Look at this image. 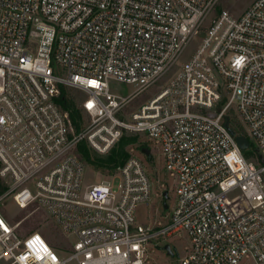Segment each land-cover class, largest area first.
<instances>
[{
  "label": "built area",
  "instance_id": "built-area-1",
  "mask_svg": "<svg viewBox=\"0 0 264 264\" xmlns=\"http://www.w3.org/2000/svg\"><path fill=\"white\" fill-rule=\"evenodd\" d=\"M217 2L0 0V206L10 196L45 210L70 246L61 255L0 210V264H148V245L181 232L190 247L179 264H264V162L247 160L225 127L240 120L264 158V0L239 17L223 11L167 87L127 113ZM111 81L135 91L117 95ZM65 89L83 96L79 132L58 103ZM125 135L160 149L176 181L164 222L137 223L152 197L138 146L111 179L85 185L77 145L104 155Z\"/></svg>",
  "mask_w": 264,
  "mask_h": 264
},
{
  "label": "rangeland",
  "instance_id": "rangeland-1",
  "mask_svg": "<svg viewBox=\"0 0 264 264\" xmlns=\"http://www.w3.org/2000/svg\"><path fill=\"white\" fill-rule=\"evenodd\" d=\"M255 0H218L215 4L210 16L205 20L203 26L200 28L199 33L190 41L185 51L179 57L177 64L165 75H163L155 84L150 86L144 93L137 96L127 107V113L133 112L144 104L147 100L154 97L159 91L167 87L170 80L178 72L181 63L187 61L194 51L199 46L202 36L215 21L223 11H229L234 17L241 16L245 10L254 2ZM111 90L117 95H132L135 91L134 87L129 84L120 83L117 81H111ZM69 95L74 98L73 104L76 109L80 108V103L83 100V96L77 94L75 91H68ZM71 113V112H69ZM81 130H83L87 124V117L81 113ZM232 127L236 129L239 134L245 135V127L238 119H233ZM74 128L75 124L72 119ZM79 130V131H81ZM76 132H79L75 129ZM132 137V136H127ZM145 143L144 137H139L137 140V145ZM87 149L89 150L93 158H105L112 150H115L119 147V143L108 153V154H99L93 150L86 142ZM255 146L251 142V147ZM130 146H127L125 150L128 152V157L130 155ZM159 149V147H158ZM75 153H78V148H75ZM152 160L148 161L147 157L143 155L140 151L138 157L143 162L145 169L150 177L152 184V197L149 201L141 203L136 209V220L138 224L149 225L155 224L158 221H166L167 215L172 211L175 199H176V181L172 179L164 166V159L162 153L156 150L154 147L152 149ZM258 155V154H257ZM247 160L257 163V156L251 151L244 154ZM127 157V159H128ZM117 173V169L106 171L100 167L91 166L86 163V172H85V185H92L99 183L106 179H111ZM120 183L119 179H116L114 185L118 187ZM6 185L5 182L0 178L1 193L4 191L3 188ZM168 192V198H163V193ZM165 204H167L168 209H166ZM1 212L8 218V220L14 224L18 221H21L20 233L29 234L31 232H39L44 235L49 241L50 245L55 248L61 255H65L69 251L68 241L61 235L57 230L52 220L46 214L45 210L39 209L37 207H29V209L20 210L16 207L13 200L8 196L4 205L0 206ZM166 216V217H164ZM166 246L176 248L177 254L174 256L168 254L164 249ZM190 247V241L185 232H181L177 235H174L169 238H163L154 243L148 245V264H179V259L184 257L187 253L188 248ZM242 264H255L251 259H245Z\"/></svg>",
  "mask_w": 264,
  "mask_h": 264
},
{
  "label": "trees",
  "instance_id": "trees-1",
  "mask_svg": "<svg viewBox=\"0 0 264 264\" xmlns=\"http://www.w3.org/2000/svg\"><path fill=\"white\" fill-rule=\"evenodd\" d=\"M68 91H71V90H67V89L63 90L62 96L58 100V103L60 104V106L63 110H67V111L71 112L70 115H71V118L73 119L76 130L79 131V130H81V125H80L81 124V118H82L81 117V110H80V108L76 109L74 107V104H73L74 98L69 95ZM127 136H132V137H127ZM138 139H139V136H136V135H125L121 139V141L119 142V144H120L119 147H117L115 150H112L110 155H108L107 157L102 158V159L101 158H93V156H91L89 150L87 149V145L85 144V142H80L77 145L78 153L76 155L80 158V160H82V162L85 165L87 163L91 166H95L97 168L100 167L102 169H105L106 171L115 170L119 166L123 165L125 163V161L127 160L128 152H127V150H125V148L127 146H130V149L132 147H137L135 145H137ZM137 148L141 151L142 149L149 148V147H148V145L143 143V144H139ZM249 151H251L253 154H255L257 156V162H258L259 161V151L257 150V147L253 146L252 148L243 151V153L245 154L246 152H249ZM3 186H4V184H3ZM1 187H0V191L2 189ZM3 188L7 189V185H5ZM46 240H47V238H46Z\"/></svg>",
  "mask_w": 264,
  "mask_h": 264
},
{
  "label": "water",
  "instance_id": "water-1",
  "mask_svg": "<svg viewBox=\"0 0 264 264\" xmlns=\"http://www.w3.org/2000/svg\"><path fill=\"white\" fill-rule=\"evenodd\" d=\"M225 127L229 130V132L231 133V135L235 137L236 142H237V144H238V146L240 147L241 150L245 151V150L250 149L251 142L249 141V139L246 136H244L243 134L242 135L239 134L231 126V124H230V117L229 116H226V118H225ZM141 153L147 157V160L148 161H151L152 160V154H151V151H150L149 148L142 149L141 150ZM259 160H260L261 163L264 162V158H263L262 155L259 156ZM163 198L164 199H167L168 198V192L167 191H165L163 193ZM165 207L167 208V205L166 204H165ZM164 249L168 252V254H170L172 256H174L176 254L175 248H171L170 246H166Z\"/></svg>",
  "mask_w": 264,
  "mask_h": 264
},
{
  "label": "crops",
  "instance_id": "crops-1",
  "mask_svg": "<svg viewBox=\"0 0 264 264\" xmlns=\"http://www.w3.org/2000/svg\"><path fill=\"white\" fill-rule=\"evenodd\" d=\"M167 205V204H166ZM166 209H168V206H167V208ZM171 248H173V247H171ZM175 250H176V248H175ZM176 254H177V252H176ZM178 255V254H177Z\"/></svg>",
  "mask_w": 264,
  "mask_h": 264
}]
</instances>
